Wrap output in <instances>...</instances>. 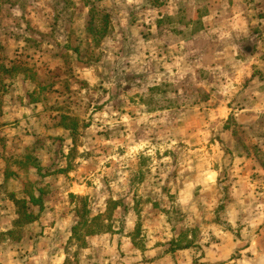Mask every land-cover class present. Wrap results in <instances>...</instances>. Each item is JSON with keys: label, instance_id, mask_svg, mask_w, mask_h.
Instances as JSON below:
<instances>
[{"label": "rangeland", "instance_id": "1", "mask_svg": "<svg viewBox=\"0 0 264 264\" xmlns=\"http://www.w3.org/2000/svg\"><path fill=\"white\" fill-rule=\"evenodd\" d=\"M58 261L264 264V0H0V264Z\"/></svg>", "mask_w": 264, "mask_h": 264}, {"label": "trees", "instance_id": "2", "mask_svg": "<svg viewBox=\"0 0 264 264\" xmlns=\"http://www.w3.org/2000/svg\"><path fill=\"white\" fill-rule=\"evenodd\" d=\"M96 219H97V218H96ZM96 219H93V221L96 220ZM92 234H94V233H91V234H89V235H92ZM187 246H188V245H185L184 247H180V246L176 245V247H174V250L186 249V248H188Z\"/></svg>", "mask_w": 264, "mask_h": 264}, {"label": "crops", "instance_id": "3", "mask_svg": "<svg viewBox=\"0 0 264 264\" xmlns=\"http://www.w3.org/2000/svg\"><path fill=\"white\" fill-rule=\"evenodd\" d=\"M258 23L257 24H259L261 21H262V19H258L257 18V20H256ZM60 261H58L56 264H58Z\"/></svg>", "mask_w": 264, "mask_h": 264}]
</instances>
